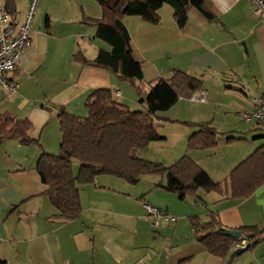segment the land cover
I'll use <instances>...</instances> for the list:
<instances>
[{
	"label": "crops",
	"instance_id": "crops-1",
	"mask_svg": "<svg viewBox=\"0 0 264 264\" xmlns=\"http://www.w3.org/2000/svg\"><path fill=\"white\" fill-rule=\"evenodd\" d=\"M30 1L9 0L15 24L23 21ZM203 2L216 20H208L191 7L181 24L171 8L164 16L159 13L163 5L155 23L137 15L123 16L131 54L140 63L143 76L142 81L131 83L89 63L100 47H106L94 36L93 20L101 16L96 1L38 0L26 57L9 73V79L18 83L16 92L6 96L0 88V114L28 119L32 138L27 144L15 137L0 142V258L7 264H264V240L240 254H235L237 242L227 255L216 256L197 240L189 221V216L204 219L208 212H214L223 227L264 229V183L245 197L233 198L228 179L237 163L264 145L263 134L257 136V143L242 135L264 127V120H244L247 131L236 124L227 129V134L242 139L225 143L229 155L221 166L220 180L214 177L218 163L201 162L196 157L206 161L212 152L183 153L222 185L220 192L198 189V199L177 198L175 191L163 187V174L142 175L134 184L100 174L93 183L78 185L80 215L60 221L35 170L42 151H60L58 113L63 110L84 116L85 100L96 89H108L116 100L137 108L147 95L148 81H164L172 69L184 70L202 79V88L195 92L203 93L205 100L180 97L166 110L169 116L163 113L170 120L184 119L192 125L206 122V117L197 113L201 121L195 122L197 106H201L197 112L206 116L209 107L214 111L213 106L230 104L238 108L236 118L242 119L238 112L253 108L254 98H264V16L256 14L248 0ZM7 3L0 0L3 7ZM216 95L232 100L217 99ZM212 114L215 116V111ZM154 123L162 137L155 141L165 140L160 124L157 120ZM145 149L137 154L149 159L142 152ZM143 202L167 210L176 219H160L154 226Z\"/></svg>",
	"mask_w": 264,
	"mask_h": 264
},
{
	"label": "trees",
	"instance_id": "trees-1",
	"mask_svg": "<svg viewBox=\"0 0 264 264\" xmlns=\"http://www.w3.org/2000/svg\"><path fill=\"white\" fill-rule=\"evenodd\" d=\"M101 8V16L94 19V36L106 43L100 47L92 61L84 62L102 66L131 83L142 81V68L132 54L129 33L122 18L137 15L155 23L158 9L167 3L176 22L186 21L187 10L198 9L208 20L216 16L203 0H94ZM9 0L4 9L10 14ZM148 91L139 100L137 108H131L116 100L110 90H93L86 98L85 116L60 111L57 115L61 133L60 152L51 154L42 151L35 163L38 179L46 188L44 193L56 210L60 221L76 218L82 211L78 185L93 183L97 175L117 176L128 183H137L142 175L163 174L166 190L175 191L179 198L194 196L198 189L205 192H220L222 185L189 155L183 154L169 165L139 157L137 152L151 141L161 139L155 119L169 120L162 115L180 97H190L202 88L201 78L181 69H172L163 80L147 82ZM263 98V97H262ZM176 121V120H173ZM194 130L187 139V150L211 149L218 144V132L209 121L193 124ZM31 123L26 118H14L0 114V142L18 138L23 144L32 141L29 136ZM228 142L241 137L228 135ZM73 160L78 161L76 172ZM230 195L245 197L264 183V145L258 146L237 163L228 174ZM197 240L211 254L225 256L240 240L245 239L251 249L264 240V229L256 226L237 228L240 237L216 232L223 228L214 212L204 219L189 216ZM0 264H7L0 258Z\"/></svg>",
	"mask_w": 264,
	"mask_h": 264
},
{
	"label": "rangeland",
	"instance_id": "rangeland-1",
	"mask_svg": "<svg viewBox=\"0 0 264 264\" xmlns=\"http://www.w3.org/2000/svg\"><path fill=\"white\" fill-rule=\"evenodd\" d=\"M169 10H170V6L167 3H165L163 4V8L159 9V13H161L162 16H164L166 15V13H168ZM193 93H195L196 95H199V93H196V92H193ZM215 94H217V92ZM216 96H219V97H215L217 99H231V97L229 96H225V97H221V95H216ZM189 99L192 101L193 100L197 101V102H204L205 100L204 99L203 101H200L197 98L193 99L191 97H189ZM212 104H214V102ZM198 107L200 108L201 106L196 107L195 117L197 118V120H195V122L199 120V116L196 115V113L201 115V118L206 117V120L204 121L211 122L210 124H212V126H214L218 132V144H217L218 147L206 149L207 151L212 152L209 154L206 161L203 159L201 160L200 159L201 156L196 155V157L201 162H213L215 164L218 163L217 165L219 167V171L214 174V177H216L215 179L218 178L220 180V176H222L221 166L229 155L228 153L229 149L225 145V143L227 142L225 138L227 135H233V134H227V132L229 131L227 129H231L230 127H232L233 124H236L241 127L240 128L241 131H247L249 126L244 121L245 119L242 120L239 117L236 118V116L238 115H236L234 112L238 108L231 106L230 104H224V105H220L216 107L213 106L214 111H215V116L214 114H212V112H214L212 110V107H209V110L206 113V116H203L205 114L197 112V110H199L197 109ZM244 108H248V107L244 106ZM251 109H249V111ZM190 111L193 112L192 110ZM200 111H203V109H200ZM169 112L166 111L168 116H169ZM229 113L232 114V116ZM85 114L86 112L83 115L85 116ZM162 115L165 116V113H162ZM155 120H157V122L160 124V132L166 136V139L162 141H151L149 145L146 146L145 151H142V152H145L144 155H146V157L149 158L150 160L157 161V162L163 161L162 163L164 165H169L173 163L176 159H178L187 150V139H188L189 134L193 130L194 125L190 123L192 121H188L184 119L178 120V121H173L170 119L169 120L155 119ZM200 121L201 120H199L198 122ZM262 134L264 135V127L260 126L259 128L257 127L256 130H253L251 132H248L242 135H244V137H247L248 141L250 142L255 141L257 143V141L259 140L257 136L262 135ZM77 166H78V161L73 160V164H72L73 171L77 168ZM158 175L160 176V174ZM159 176H156V179H159ZM176 197L179 198L178 195H176ZM186 197H187L186 200H190L191 198L190 196H186ZM181 206H184V205H181ZM198 207H202V206L198 205Z\"/></svg>",
	"mask_w": 264,
	"mask_h": 264
},
{
	"label": "built area",
	"instance_id": "built-area-1",
	"mask_svg": "<svg viewBox=\"0 0 264 264\" xmlns=\"http://www.w3.org/2000/svg\"><path fill=\"white\" fill-rule=\"evenodd\" d=\"M255 6L254 12L264 16V0H248ZM38 0H31L25 12L23 21L15 24L10 14L0 5V88L6 96H12L17 89L18 83L9 79V73L16 70L21 61L26 57V47L30 40V23ZM191 98L204 100V94L193 93ZM253 108L250 112H240L239 116L246 121L264 120V98L253 99ZM152 224L155 226L160 219L164 221H174L176 218L171 216L167 210L153 206L147 202L142 203ZM246 244L245 239H240L238 247Z\"/></svg>",
	"mask_w": 264,
	"mask_h": 264
},
{
	"label": "water",
	"instance_id": "water-1",
	"mask_svg": "<svg viewBox=\"0 0 264 264\" xmlns=\"http://www.w3.org/2000/svg\"><path fill=\"white\" fill-rule=\"evenodd\" d=\"M216 232H222L223 234L228 235V236H232V237H240V235H241V232L239 230L226 228V227L218 228L216 230ZM248 246H249V243H246L244 246L237 248L235 250V254H240V253L246 251Z\"/></svg>",
	"mask_w": 264,
	"mask_h": 264
},
{
	"label": "bare ground",
	"instance_id": "bare-ground-1",
	"mask_svg": "<svg viewBox=\"0 0 264 264\" xmlns=\"http://www.w3.org/2000/svg\"><path fill=\"white\" fill-rule=\"evenodd\" d=\"M243 119V118H242Z\"/></svg>",
	"mask_w": 264,
	"mask_h": 264
}]
</instances>
